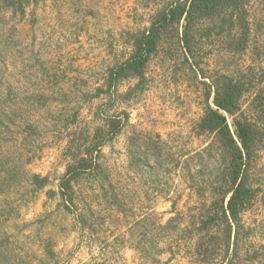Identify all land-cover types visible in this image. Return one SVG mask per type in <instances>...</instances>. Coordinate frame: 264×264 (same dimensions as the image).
Segmentation results:
<instances>
[{"label": "rangeland", "instance_id": "obj_1", "mask_svg": "<svg viewBox=\"0 0 264 264\" xmlns=\"http://www.w3.org/2000/svg\"><path fill=\"white\" fill-rule=\"evenodd\" d=\"M170 1L29 0L24 13L0 2V264H221L199 256L203 204L225 170L199 123L210 77L238 57L204 41L192 67L168 41L143 79L109 86ZM111 119L123 123L109 139ZM93 142L106 143L65 202L66 167ZM253 182L239 258L264 264V156Z\"/></svg>", "mask_w": 264, "mask_h": 264}, {"label": "trees", "instance_id": "obj_2", "mask_svg": "<svg viewBox=\"0 0 264 264\" xmlns=\"http://www.w3.org/2000/svg\"><path fill=\"white\" fill-rule=\"evenodd\" d=\"M0 2L20 13L29 5V0ZM133 36L132 52L111 69L109 86L143 79L151 57L168 41H178L186 61L193 60L191 66L198 64L197 52L204 41H222L224 54L231 60L238 57L235 67L210 77L212 91L199 123L225 161L221 185L208 197L210 204H203L208 213L199 223L205 236L199 256L204 263L221 257V264H243L239 258L243 216L258 200L253 175L264 156V0H172L153 15L146 30ZM109 122L106 136L112 139L123 121ZM105 143L93 142L71 158L58 186L63 201L68 202L66 192L94 165L93 150L100 153Z\"/></svg>", "mask_w": 264, "mask_h": 264}]
</instances>
